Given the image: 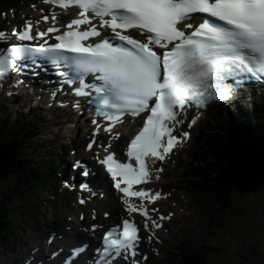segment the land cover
I'll list each match as a JSON object with an SVG mask.
<instances>
[{
    "label": "snow or ice",
    "instance_id": "1",
    "mask_svg": "<svg viewBox=\"0 0 264 264\" xmlns=\"http://www.w3.org/2000/svg\"><path fill=\"white\" fill-rule=\"evenodd\" d=\"M49 2L62 9L76 6L81 11L65 26L68 31L55 36L58 43L10 46L0 52V80L15 70V61L41 53L52 63L72 66L80 74V86L74 89L76 96L90 95L86 89L91 86L85 83L83 74H97L95 79L103 83L93 91L97 94V114L109 122L106 132H111L112 121L118 122L125 113L139 115L147 111L143 127L128 145L127 156L135 160V165L117 161L113 153L100 162L111 175L113 186L123 194L126 211L144 216L146 229L159 228L161 225L150 219L144 201L147 198V203L152 204L161 194L150 189L133 190L134 185L149 182L145 157L162 161L177 144L189 138L187 132L180 137L172 135L183 123L178 117L188 108L202 109L212 102H223L246 81L264 79V0H45ZM193 14H201L195 17L201 22H189L194 19ZM93 18H99V27L111 29L113 39L123 43L114 45L108 39L94 46L81 43L100 35ZM41 19L49 21L48 16ZM51 20L54 25L57 17L53 15ZM81 25L89 27L79 31ZM34 26L27 21L23 30L14 29L12 35L26 41L59 32L53 26L33 36ZM129 29L138 30L144 39L123 34ZM6 39L7 34L0 32V40ZM154 48L163 51L158 53ZM93 123L97 128L101 126L96 120ZM195 123L193 118L188 127ZM88 148H92V143ZM78 165L79 162L74 167ZM79 202L85 203L83 199ZM138 242L139 229L124 219L122 230L107 231L102 248L96 251L105 264L121 256L131 264H139ZM76 251L83 249L74 250V254Z\"/></svg>",
    "mask_w": 264,
    "mask_h": 264
},
{
    "label": "rangeland",
    "instance_id": "2",
    "mask_svg": "<svg viewBox=\"0 0 264 264\" xmlns=\"http://www.w3.org/2000/svg\"><path fill=\"white\" fill-rule=\"evenodd\" d=\"M217 129V131L215 132V135L217 136V138L220 137V133L218 132V128L219 126L216 125L215 127ZM228 134V132H227ZM194 137V136H193ZM221 141H216L215 146H217ZM237 147H240L239 145H236ZM248 153L249 151L247 149H245ZM247 153H245L246 155ZM218 164L219 162L216 161V159H214V161L212 162V164ZM213 166V165H212ZM212 166H208L207 170H206V174H212L214 177L216 175H218V170L217 174L214 172V170H211ZM238 178H235V180H232L234 183H236L239 186V181L237 180ZM230 180V183L232 182ZM256 181L250 183V185H248V188H243L246 189L248 191H242L245 192L246 195L241 196L240 194L237 196H234V191L232 192V190L230 191V195H229V201H226L225 204L227 203L232 210H234V214H239L241 215V218L245 221L244 224L241 226V221L235 222V223H229L228 221L225 222L227 224L231 226H233V230H236V234L239 238H242L244 236V230L242 227H250L252 229H254V233L255 236L252 237V244H255L258 246V248L260 249V255L258 257V260L261 261L260 259H262L263 255H264V202H262V199H264V190L259 191V189H257L256 187ZM232 194V195H231ZM219 206V205H218ZM218 206H216L215 208V212L217 214V220H219V218H221L220 215V209L218 208ZM252 210L254 211V214H252ZM226 211V210H225ZM26 219L29 218V214L26 213ZM235 219V218H233ZM247 219V220H246ZM28 223L25 222V225H27ZM52 228H49L48 230H51ZM215 233H219V229H217L216 227L213 228ZM212 231V230H211ZM210 231V232H211ZM234 252H236V250H233ZM240 250H238L237 252H239ZM245 251V250H242ZM249 257L246 256H241V257H237L234 262H246V260H248ZM254 259L255 261V257L252 256V260ZM264 259V257H263Z\"/></svg>",
    "mask_w": 264,
    "mask_h": 264
},
{
    "label": "water",
    "instance_id": "3",
    "mask_svg": "<svg viewBox=\"0 0 264 264\" xmlns=\"http://www.w3.org/2000/svg\"><path fill=\"white\" fill-rule=\"evenodd\" d=\"M261 156L260 159H256L257 163L250 162L249 158H252L250 155H245L241 153L239 156L233 151H227L223 155L224 161L227 164V170L231 173L232 180H235V178H238L239 186L235 183L233 184V181L230 183V187L228 188V191L232 188L236 189L239 192L242 191H248L243 188H248V185L252 182L248 181H242L245 177H247L250 173L257 174L258 176L255 177V181H258L257 187L258 189L264 184V153H258ZM216 172V171H215ZM217 174V173H216ZM201 180H209L212 187L218 189L220 191V188L217 186L215 182H213V177L211 176H205V175H199L195 179V183H200ZM259 186V187H258ZM233 192V191H232ZM235 195H239L238 192L234 191ZM232 195V194H231ZM226 196V195H224Z\"/></svg>",
    "mask_w": 264,
    "mask_h": 264
},
{
    "label": "trees",
    "instance_id": "4",
    "mask_svg": "<svg viewBox=\"0 0 264 264\" xmlns=\"http://www.w3.org/2000/svg\"><path fill=\"white\" fill-rule=\"evenodd\" d=\"M260 142H261V139L257 138L256 141H254V140L250 141L248 144L251 148L264 150V144H260ZM262 142L264 143V140ZM215 168H216V170L218 168L219 171H218V175L213 177V182H215L217 184V186L220 188L221 195L224 196L226 194V192L228 191V188L230 187L229 174H228L227 170L225 169V167H223V166L213 165L211 170H214V172H215L216 171ZM215 173H217V171ZM210 176H213V175L211 174ZM226 195L229 196L230 193L228 192ZM251 250H252V255L255 257L256 263L254 262V259L253 260L251 259L246 264H264V259H263L264 255H263L262 259H260L261 261L258 260V257L260 255V249L258 248V246L254 244L251 247ZM203 253H204V251L202 249H198L196 252L191 254L192 256L189 259V262H185V264H206V258L203 259V257H204ZM246 257H249V256L246 255ZM208 264H211V262H208ZM214 264H219V263H214ZM242 264H245V263H242Z\"/></svg>",
    "mask_w": 264,
    "mask_h": 264
},
{
    "label": "bare ground",
    "instance_id": "5",
    "mask_svg": "<svg viewBox=\"0 0 264 264\" xmlns=\"http://www.w3.org/2000/svg\"><path fill=\"white\" fill-rule=\"evenodd\" d=\"M36 58H38L37 56H35ZM233 85H235V84H233ZM29 94V93H28ZM242 97L243 96H239V100L240 99H242ZM250 97V96H249ZM249 99V98H248ZM239 103H241V102H239ZM208 108V107H207ZM236 113H237V116L239 117V122L241 121V118H242V113H241V111L239 110V109H236ZM218 116V115H217ZM248 122H250V121H248ZM230 142H232V141H230ZM242 152V151H241ZM241 152L240 153H238L237 155L239 156L240 154H241ZM20 165H21V169L23 170V166H22V164L21 163H18V164H16V165H14L13 167H11V168H9V171H14L13 170V168L14 167H16V166H19L20 167ZM22 172V171H21ZM227 172H228V174H229V178L232 180V176H231V173L229 172V170H227ZM258 175L257 174H255L254 176H253V174H249L247 177H245L242 181H248V182H254L255 181V177H257ZM233 184H235L234 182H233ZM74 188H76V186L74 187ZM104 203H105V201L103 200V199H100V201H96V199L95 198H93L89 203H88V205H92V206H94V205H98V204H100L101 206H104ZM66 225H67V223H66ZM66 235H67V237L66 238H68V237H72L73 235H74V233H75V231H73V232H64ZM37 240V244H38V246L40 247V252H41V254H42V256L44 257V258H46V253L44 252V249L46 248V244L42 241V240H40V239H36ZM60 243V244H63V246H64V248H66L70 243H71V240H66V241H63V240H55V242H54V244L56 245V243ZM48 248H50V247H48ZM4 262V260L2 261V259L0 258V264H5V263H3ZM77 264H80V260H78L77 261Z\"/></svg>",
    "mask_w": 264,
    "mask_h": 264
}]
</instances>
